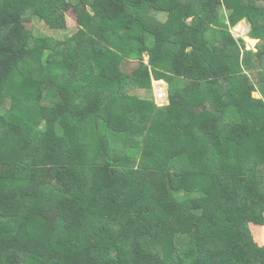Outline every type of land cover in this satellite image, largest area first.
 Wrapping results in <instances>:
<instances>
[{"label":"trees","instance_id":"trees-1","mask_svg":"<svg viewBox=\"0 0 264 264\" xmlns=\"http://www.w3.org/2000/svg\"><path fill=\"white\" fill-rule=\"evenodd\" d=\"M251 225L264 0H0V264H264Z\"/></svg>","mask_w":264,"mask_h":264},{"label":"rangeland","instance_id":"rangeland-1","mask_svg":"<svg viewBox=\"0 0 264 264\" xmlns=\"http://www.w3.org/2000/svg\"><path fill=\"white\" fill-rule=\"evenodd\" d=\"M66 19L68 23V27L63 31L61 30H54L48 27L46 24L43 22L39 21L38 19L35 20L32 23V26L30 28L34 31L35 35L37 37H53V38H59V39H64L65 37H69L73 34H75L78 30L77 22H76V17L75 15L69 11L66 13ZM248 26H246V23L243 21L241 22L236 28L233 29V33L236 38H238V32L242 30H248ZM247 39V45L252 48L250 38ZM254 42V41H253ZM256 46V45H255ZM148 58L146 57V62ZM131 65H128V70H131ZM160 90L163 92L164 96L167 95V84H165L162 81H155L153 82V91H144V90H137L134 92L135 95H138L142 98H149V99H154L156 103L160 106H165L169 104L168 96L165 97L163 101L158 99V94L157 91Z\"/></svg>","mask_w":264,"mask_h":264},{"label":"crops","instance_id":"crops-1","mask_svg":"<svg viewBox=\"0 0 264 264\" xmlns=\"http://www.w3.org/2000/svg\"><path fill=\"white\" fill-rule=\"evenodd\" d=\"M246 26H248V25L246 24ZM248 27H249V26H248ZM248 30H249V28H248ZM248 39H249V38H248ZM249 40H250V42L252 41L250 46H252V48L255 49V45L257 44V40H252V39H249ZM246 41H247V39H246ZM253 41H254V42H253ZM247 47L251 49V47H249L248 45H247ZM257 96H258V95H257ZM251 228H252V231H253L255 237H256V238H257L262 244H264V227L257 226V225H251Z\"/></svg>","mask_w":264,"mask_h":264},{"label":"built area","instance_id":"built-area-1","mask_svg":"<svg viewBox=\"0 0 264 264\" xmlns=\"http://www.w3.org/2000/svg\"><path fill=\"white\" fill-rule=\"evenodd\" d=\"M247 33H248V30H242V31L238 32V37L245 38ZM162 93L163 92H161L160 90L157 91L158 99L161 101H163L165 99V97L168 96V94L166 96H164V94H162Z\"/></svg>","mask_w":264,"mask_h":264},{"label":"clouds","instance_id":"clouds-1","mask_svg":"<svg viewBox=\"0 0 264 264\" xmlns=\"http://www.w3.org/2000/svg\"><path fill=\"white\" fill-rule=\"evenodd\" d=\"M249 31V30H248ZM246 38H248V37H245V40H246ZM162 82H164V81H162ZM165 84H166V82H164ZM167 90H168V86H167ZM168 94V93H167Z\"/></svg>","mask_w":264,"mask_h":264}]
</instances>
